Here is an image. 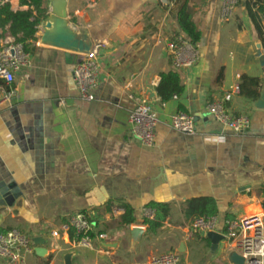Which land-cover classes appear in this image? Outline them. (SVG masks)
<instances>
[{"label": "crops", "instance_id": "0c3cea01", "mask_svg": "<svg viewBox=\"0 0 264 264\" xmlns=\"http://www.w3.org/2000/svg\"><path fill=\"white\" fill-rule=\"evenodd\" d=\"M8 1L13 11L25 9L19 0ZM44 1L49 7L50 0ZM189 5L201 39L197 63L184 70L173 68L167 51L169 41L184 35L174 0H67L72 22L66 19L60 26L48 15L37 27L31 50H25L28 63L12 84V104L0 106V228L44 240L41 255L35 244L26 255L28 264H65L67 256L71 264H150L153 256L168 251L188 255L197 233L191 232L192 219L184 208L194 197L216 201L219 226L264 211L259 98L249 100L239 91L225 103L231 116L249 118L244 133L226 128L207 111L242 76L258 78L264 93L258 54L264 55V47L237 0L225 20L222 0H190ZM67 30L83 48L103 43L93 101L80 99L73 81V68L84 52L56 40ZM167 71L178 72L184 89L161 103L156 88L160 73ZM138 101L149 103L156 117L151 146L131 132L129 115ZM179 106L192 116L194 133L171 128ZM150 202L170 208L154 233L143 223ZM122 204L134 209L135 221L127 227L119 224ZM76 212L86 213L106 241L94 239L89 248L76 245L61 230ZM133 227L142 228L134 243ZM55 229L58 238L51 237ZM207 243L231 264L225 240L216 247ZM0 264H5L1 258Z\"/></svg>", "mask_w": 264, "mask_h": 264}, {"label": "built area", "instance_id": "2783aa9c", "mask_svg": "<svg viewBox=\"0 0 264 264\" xmlns=\"http://www.w3.org/2000/svg\"><path fill=\"white\" fill-rule=\"evenodd\" d=\"M236 0H222L221 16L228 19L233 11ZM264 18V17H262ZM103 43L93 44L88 51L81 53L79 61L73 68V81L78 88L80 99L93 101L97 86L99 64L98 50ZM167 51L172 59V66L176 70L193 67L198 61V49L185 35H177L167 44ZM29 54L21 43L6 36L0 44V106L10 105L14 99V83L17 72L27 63ZM236 84L231 92L225 93L222 99H217L207 106V111L220 124L236 132L244 133L251 123L247 116H231L225 108V103L231 100L233 93H239ZM131 132L134 138L144 145L151 146L155 140L156 117L152 106L145 101H138L129 115ZM172 129L184 134H192L195 130L192 116L179 112L171 118ZM264 133V124H262ZM145 219L153 218V211L144 212ZM61 230L71 234L76 245L89 248L94 239L106 241L107 235L95 230V223L84 212L71 214ZM192 233L216 232L227 242L230 252H236L244 259V264H264V211L248 216L227 220L222 226L216 216L194 218L190 225ZM51 237L58 238L59 230L51 231ZM32 239L16 229L0 233V258L5 264H28L26 255L33 252ZM253 258V259H251ZM150 264H181L178 251H168L153 256Z\"/></svg>", "mask_w": 264, "mask_h": 264}, {"label": "trees", "instance_id": "16d2710c", "mask_svg": "<svg viewBox=\"0 0 264 264\" xmlns=\"http://www.w3.org/2000/svg\"><path fill=\"white\" fill-rule=\"evenodd\" d=\"M0 39L8 34L16 42L23 45L24 50L29 51L30 41L35 40L37 27L47 18L48 7L44 0H19L20 7L25 9L13 11L8 0H0ZM190 0H174L176 6L175 17L180 31L196 44L201 39V33L192 19L189 5ZM243 4L248 12L255 32L264 47V0H237ZM260 81L255 77L242 76L239 84L240 93L249 100H255L260 96ZM183 85L176 71L160 73V80L156 88L157 96L161 103H166L183 93ZM179 110L183 112L182 106ZM184 113V112H183ZM147 207L153 211L152 219H144L150 233L159 229L169 215V205L162 202H150ZM123 213L119 217V224L127 227L134 223V209L128 204H122ZM216 201L211 197H194L185 201L184 215L189 219L197 217L209 218L217 214ZM7 230L0 228V233ZM197 236L200 237L199 233ZM72 239V235H70ZM209 242L208 238H202Z\"/></svg>", "mask_w": 264, "mask_h": 264}, {"label": "water", "instance_id": "95a60500", "mask_svg": "<svg viewBox=\"0 0 264 264\" xmlns=\"http://www.w3.org/2000/svg\"><path fill=\"white\" fill-rule=\"evenodd\" d=\"M48 15H52L53 17L57 18L60 20L59 24L60 26L62 25V22H64L67 17H68V12H67V0H50L49 2V7H48ZM46 20V19H45ZM50 26V24H49ZM64 31V27L61 28ZM66 31V29H65ZM74 34L71 33L70 31L67 30L65 33H58L56 36V40H60L63 46H65L67 49H72L76 52H86L89 50L88 46L83 48L74 41ZM85 37V36H83ZM259 54V61L260 65L264 67V55ZM69 54H65L66 59H70ZM78 58V56H77ZM79 61V58L77 62ZM258 101L256 103L257 107L264 108V93H261L260 96L258 97ZM3 192V191H2ZM142 233V228L140 227H133L130 230L131 238L133 243L138 240L139 235ZM203 237L208 238L211 243L213 244L214 247L218 245L220 241H222V236L216 232H208V233H201ZM33 243L37 246L35 249V252L37 255H41L42 252L44 251L43 248H41V245H43L44 240L41 239L40 237H35L32 239ZM253 259V258H251ZM228 261L231 264H244V259L237 254L236 252H231L228 255ZM65 264H71L70 258L67 256L65 259Z\"/></svg>", "mask_w": 264, "mask_h": 264}, {"label": "rangeland", "instance_id": "374dc122", "mask_svg": "<svg viewBox=\"0 0 264 264\" xmlns=\"http://www.w3.org/2000/svg\"><path fill=\"white\" fill-rule=\"evenodd\" d=\"M69 15V13H68ZM69 17V18H68ZM67 17L69 22H72V16ZM73 26V25H72ZM30 236V235H28ZM195 241L194 248L188 255L180 253L181 264H226L222 260L223 254H219L217 248L209 247L205 240L199 239L197 235H193ZM203 243H201V241ZM162 253V252H161Z\"/></svg>", "mask_w": 264, "mask_h": 264}]
</instances>
